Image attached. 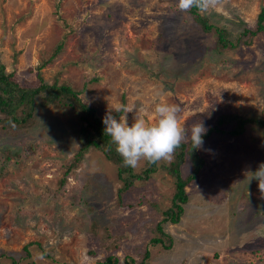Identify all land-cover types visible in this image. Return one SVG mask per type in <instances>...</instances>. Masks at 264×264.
I'll return each mask as SVG.
<instances>
[{"label":"rangeland","instance_id":"1","mask_svg":"<svg viewBox=\"0 0 264 264\" xmlns=\"http://www.w3.org/2000/svg\"><path fill=\"white\" fill-rule=\"evenodd\" d=\"M176 4L0 0V64L19 84L37 75L66 83L101 119L118 104L135 106L125 114L129 126L136 116L153 122L158 102L179 106L186 130L198 122L207 129L221 113L264 119V35L216 52L213 30L201 31ZM262 7L264 0H222L219 10L199 14L234 41L253 29ZM61 41L58 57L38 70ZM76 126L67 111L37 107L32 126L0 130V264H96L106 255L137 263L144 249L147 264H264V193L257 180L248 182L264 164L259 128L204 140L198 149L204 165L185 187L183 213L162 226L171 238L164 248L148 243L159 236L153 227L173 193V179L161 170L133 181L120 204L115 167L89 149L58 189L61 166L79 148ZM6 150L18 156L5 160ZM189 172L182 165L181 175ZM103 228L118 240L115 251L105 249Z\"/></svg>","mask_w":264,"mask_h":264},{"label":"trees","instance_id":"2","mask_svg":"<svg viewBox=\"0 0 264 264\" xmlns=\"http://www.w3.org/2000/svg\"><path fill=\"white\" fill-rule=\"evenodd\" d=\"M192 21L198 24L201 31L210 33L212 30L215 34V42L213 49L216 52H221L226 49H233L237 45H246V39H251L258 34L264 35V7L260 8L253 29H243L241 37H237L234 41L228 40L227 32L222 28H216L209 23L208 18L200 15L195 10L188 13ZM244 37V38H243ZM62 41L55 45L50 56L42 60L38 67H44L49 64L54 58H57L62 50ZM36 82L30 85H23L16 82L11 73H7L4 67L0 64V130L3 132L14 133L23 128H28L34 124L35 108L52 107L59 111H67L76 119L77 126L73 129V136L78 142L79 148L72 156L64 162L61 168L64 170L63 176L58 181V189L66 184V176L73 170L76 165L83 159V156L89 149L99 152L109 163L116 169V176L121 186L117 189V200L121 204V195L125 193L132 185L133 181L148 180L151 174L157 170L173 179V193L170 199L169 207L161 212V219L154 225V231L159 236L149 240V244L161 245L164 248L170 247L171 238L163 232L162 226L165 224L178 223L182 213L183 206L187 203V195L185 187L194 181L199 175L204 160L198 149H192L190 140L182 142L176 149L171 162L160 161L156 164H148L144 162V166L135 172L129 167L123 165L121 157L115 152L114 145L110 138L105 135V125L102 119L96 115L95 108L83 103L78 98L79 91H74L66 83H57L56 79L48 84L37 75ZM116 115H119L115 112ZM213 115V114H212ZM214 120L209 124L207 133L203 136V141L215 136L219 139L228 140L242 135L246 132L247 126H255L261 130L262 138L264 139V119L257 116L243 118L231 113H221L213 115ZM5 160L10 156H18L5 151ZM185 163L190 165V172L186 176L181 175V167ZM58 189H46L52 195L58 193ZM92 232L95 230L94 225H91ZM104 239L110 241L105 247L108 251H115L118 248V240L111 238L108 229L103 228ZM163 238L168 242V246H163ZM112 239V240H111ZM22 251L26 256H29L27 247H23ZM149 257V252L144 249L139 262H135L131 257L123 258L124 264H147L146 260ZM15 263L14 261H12ZM116 256L106 255L101 261L96 264H117Z\"/></svg>","mask_w":264,"mask_h":264},{"label":"clouds","instance_id":"3","mask_svg":"<svg viewBox=\"0 0 264 264\" xmlns=\"http://www.w3.org/2000/svg\"><path fill=\"white\" fill-rule=\"evenodd\" d=\"M221 6L222 0H177L176 4L180 12L191 13L195 10L201 14L219 10ZM133 110L136 111L135 106L118 104L111 111L118 113L119 119L115 118L111 111L102 119L105 125L104 133L110 138L125 167L138 169L142 166V161L148 164L171 162L175 149L188 140L192 149L202 148L203 136L207 133L206 127L203 122H198L186 130L180 122L179 106L158 102L153 108V122L149 123L146 118L136 116L129 126L125 114ZM253 179L258 181V189L264 193V164L249 174L248 182ZM38 258L43 259V254H38Z\"/></svg>","mask_w":264,"mask_h":264}]
</instances>
